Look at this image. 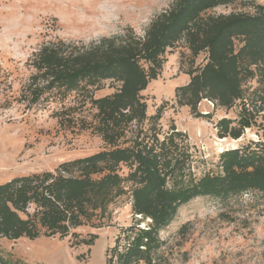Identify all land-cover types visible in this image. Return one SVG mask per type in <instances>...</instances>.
<instances>
[{"label":"trees","instance_id":"16d2710c","mask_svg":"<svg viewBox=\"0 0 264 264\" xmlns=\"http://www.w3.org/2000/svg\"><path fill=\"white\" fill-rule=\"evenodd\" d=\"M236 1L174 0L143 35L126 30L89 46L59 38L40 44L27 61L32 73L18 100L31 106L81 97L89 116L76 117L78 105L63 106L55 116L61 126L98 135L105 148L0 183V238L70 236L73 246H92L98 235L86 238L78 229L109 222L111 206L127 195L134 219L120 228L107 264H171L161 232L182 205L197 197L224 206L245 193L264 196V143L227 149L217 171L197 176L187 134L175 125L162 134L163 106L149 116L142 95L162 73L168 49L184 43L193 64L201 53L207 56L176 88L177 105L204 118L211 117L199 111L204 100L226 111L237 108L236 118L217 122L220 138L239 139L251 128L264 111V5L251 1L252 12H211ZM254 79L257 85H248ZM107 82L114 91L96 96ZM0 264L23 263L0 254Z\"/></svg>","mask_w":264,"mask_h":264},{"label":"rangeland","instance_id":"374dc122","mask_svg":"<svg viewBox=\"0 0 264 264\" xmlns=\"http://www.w3.org/2000/svg\"><path fill=\"white\" fill-rule=\"evenodd\" d=\"M174 0H0V183L17 176L56 169L61 163L85 157L105 148L90 130L61 126L55 112L78 105L76 117L89 116L90 106L70 97L64 103L44 101L28 105L18 100L32 69L28 59L44 41L63 39L77 45L97 43L126 30L143 35L151 21ZM251 1L237 0L212 13L252 12ZM206 53L191 60L184 43L168 49L160 76L142 91L148 115L163 106L159 127L162 134L175 125L188 136L191 170L197 176L219 169L220 154L250 143H264V111L239 139L218 136L217 122L236 118L238 109L214 108L204 100L196 117L188 106L176 101V88L189 82L187 71L206 62ZM106 87L101 96L114 91ZM256 86V79L248 83ZM149 124H145L148 127ZM128 169L122 168L123 174ZM112 218L101 227L78 229L83 237L98 235L94 245L73 246V237H40L35 240L0 238V254L11 263L107 264L121 227L131 225L133 215L127 195L110 208ZM171 264H264V196L245 193L219 205L208 197H197L182 205L162 232ZM80 257V258H79Z\"/></svg>","mask_w":264,"mask_h":264}]
</instances>
